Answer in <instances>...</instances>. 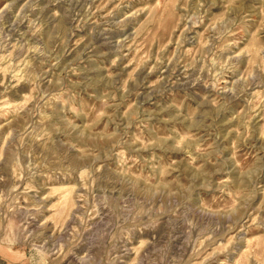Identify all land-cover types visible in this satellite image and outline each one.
<instances>
[{
	"label": "rangeland",
	"instance_id": "374dc122",
	"mask_svg": "<svg viewBox=\"0 0 264 264\" xmlns=\"http://www.w3.org/2000/svg\"><path fill=\"white\" fill-rule=\"evenodd\" d=\"M0 264H264V0H0Z\"/></svg>",
	"mask_w": 264,
	"mask_h": 264
}]
</instances>
